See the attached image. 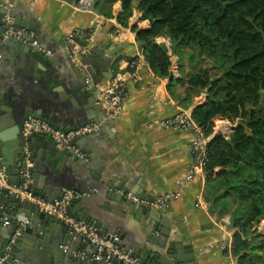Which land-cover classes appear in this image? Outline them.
I'll return each instance as SVG.
<instances>
[{"label": "crops", "instance_id": "1", "mask_svg": "<svg viewBox=\"0 0 264 264\" xmlns=\"http://www.w3.org/2000/svg\"><path fill=\"white\" fill-rule=\"evenodd\" d=\"M77 3L78 0H0L1 9L9 8L17 26L36 32L40 46L36 48L47 57V64L43 65L45 72L38 76L15 50L18 41L10 39L0 45V97L7 109L0 112L4 148L11 150L8 143L17 142L23 135L21 125L30 117L39 118L38 113L64 129L100 122L98 131L75 141L88 154L87 160L73 155L63 162L54 159L52 166L35 170L39 185L50 184L47 197L50 199L59 187L80 192L82 196L75 206L69 205L68 214L75 218L84 214L94 217L98 212L100 219L96 218V226L103 231L102 227L113 225L109 232L117 235L120 245H126L123 249L135 251L142 246L151 233L149 227L156 225L158 230L154 235L166 234L170 241L192 249L193 258L183 264H237L233 241L239 229L232 226L230 213L220 215L211 211L205 197L207 174H197L187 185L178 183L186 178L194 164L191 145L197 127L164 125L167 119L183 111H193L206 99L203 98L206 92L193 95L189 103L186 86L170 85V77L155 75L137 40V33L148 30L151 25L141 17L140 11L135 10L129 25L123 26L117 20L122 11L120 2H116L112 10L106 5L105 9L113 13L111 17L99 11L97 1L92 9L78 8ZM2 18L3 15L0 16V31ZM76 28L92 32L93 37L85 44L82 63L88 54L97 56L98 74L94 80L106 84L117 74H124L127 80L128 96L124 111L117 119H106L95 102L98 91L87 85V75L84 76L81 69L87 72L88 67L69 57L67 35ZM166 38L158 36L156 41L166 45ZM188 57L186 54L179 63L178 56L172 55L171 72L176 78L185 79L196 69L195 59ZM135 59L137 66L131 63ZM90 106L93 107L91 113L87 111ZM27 109L30 115L25 117ZM216 134L215 130L212 136ZM37 153L39 156L29 163L34 168L44 156ZM221 171V167L216 168V172ZM120 190L131 191L150 201L165 193L179 191L180 195L172 197L166 205L144 206L133 201L135 207L131 209L127 205L130 199ZM114 196H119L121 201ZM7 207L14 214H6L10 219L8 227L0 223V248L6 247V241L8 243L13 234L19 235L20 222L25 218L20 208L11 207V204ZM149 207L156 212L154 218L148 211H142ZM11 225L17 229L10 235ZM252 231L243 237L251 239L264 232V221L256 224ZM30 237L31 234H26L16 244L13 242L11 249L16 248L17 252L9 264H45L39 258L33 262L26 256ZM81 244L82 241L77 246ZM46 246L39 250L56 249L50 244ZM65 254L51 264H78L67 256V251ZM90 260L81 258L82 264H91Z\"/></svg>", "mask_w": 264, "mask_h": 264}, {"label": "trees", "instance_id": "2", "mask_svg": "<svg viewBox=\"0 0 264 264\" xmlns=\"http://www.w3.org/2000/svg\"><path fill=\"white\" fill-rule=\"evenodd\" d=\"M116 2L122 5L121 25H129L135 10L150 21L137 40L155 75L186 86L189 103L193 95L207 93L192 111L205 134L214 132L216 118L235 124L229 136L217 133L209 143L205 197L212 212L230 213L239 229L233 241L237 264H264V232L243 237L264 220V0H97V5L111 17ZM158 36L168 37L171 49ZM186 54L196 69L176 78L172 55L180 63ZM84 62L96 79L97 56L88 54Z\"/></svg>", "mask_w": 264, "mask_h": 264}, {"label": "built area", "instance_id": "3", "mask_svg": "<svg viewBox=\"0 0 264 264\" xmlns=\"http://www.w3.org/2000/svg\"><path fill=\"white\" fill-rule=\"evenodd\" d=\"M95 2L96 0H78L77 6L78 8L92 9ZM8 9L9 8H7V12L2 18L0 45L10 39H13L15 41L40 48L39 42L36 39V32L32 29H25L17 26L15 24L14 17ZM92 37V32L79 28L74 29L67 35L69 57L84 67H89V65L82 63L80 56L84 53L87 46L80 42H87ZM165 43L166 46L171 49V41L169 38L165 39ZM131 63L133 66L138 65V61L136 59ZM145 63L147 62L145 61L144 64ZM86 83L88 86L92 85L93 88L98 89L99 97L97 103L104 108L106 112V119L119 118L124 111L125 102L128 96L127 80L124 77V74H117L106 84L95 81L91 74H87ZM203 98L205 99V94L203 95ZM219 122H221V125ZM164 125L167 127L177 128H187L191 125H195L197 127V135L193 139L191 145L192 153L195 159L194 164L190 168L186 178L183 181L178 182L180 185H187L197 174L205 173V168L208 164L209 158V143L213 136L212 134H205L203 128L194 121L192 111H183L174 117L167 119L164 122ZM100 126V122H88L82 126L65 130L44 119L30 117L24 121L22 133L23 136L33 133L49 136L54 144L59 148L71 151L73 155L79 159L87 160L89 158L88 154L77 146L75 141L81 137L98 131ZM234 126L235 124L228 119L216 118L214 131L216 130V133H222L225 136H229ZM30 182L31 180L27 179L23 183L12 185L5 167L0 168V194L3 190H7L8 194H16L21 197V199L31 200L38 205L40 211L59 218L66 224L73 227L81 239L88 242V244L92 247L89 250V253L83 249L73 250V255L80 258H90L95 260H103L108 256L112 257L117 255L119 258L124 260V264H140L138 258L132 256V250L120 248L113 240L101 233L100 229L96 225L84 220H78L68 214L69 205L74 200L82 196L80 192L71 188H66L59 196L54 198L53 201H48L39 195H34L32 190L27 189ZM120 191L127 198L144 206H153L156 204L166 205L172 197L175 198L180 195L179 191L165 193L157 200L150 201L139 198L131 191ZM0 223L8 227L10 225L9 216L0 214ZM15 237L16 234H13L8 241L5 247V252L3 256L0 257V264H3L8 258L12 244L15 241ZM115 239H117V235H115ZM64 248L67 250L68 246H64ZM228 248H231V245H228Z\"/></svg>", "mask_w": 264, "mask_h": 264}, {"label": "water", "instance_id": "4", "mask_svg": "<svg viewBox=\"0 0 264 264\" xmlns=\"http://www.w3.org/2000/svg\"><path fill=\"white\" fill-rule=\"evenodd\" d=\"M6 12L7 10L5 8L1 9L0 7V16L4 15ZM1 32L2 29L0 33ZM14 48L15 50L17 49L20 57L28 63L29 68L34 74L40 76L45 72L44 66L47 64V57L43 52H40L35 46L21 42L15 44ZM82 58L83 56L81 55L80 59L82 60ZM84 64L87 63L84 62ZM81 69L84 76L87 74H92L90 64L87 68V72H85L82 67ZM206 96L207 94H205V98ZM95 102H98V97L95 99ZM98 105L100 110L104 113V115H106L104 108L100 104ZM4 109L6 108L1 102L0 97V112ZM91 109H93V107L90 106L87 111L91 113ZM29 115L30 109H27V111L25 112V117H28ZM37 116L46 121H49V118L44 114L38 113ZM89 119L93 120V117H89ZM21 126L23 127V124ZM1 127L2 126L0 124V129ZM2 140L3 136L0 132V168L5 167L12 185H18L25 182L27 179H30L31 182L29 183L27 189L32 190L34 195H39L48 201H53L54 198H56L63 192V189L59 187L56 189L54 195L49 199L47 197V191L50 184L47 182V184L44 186L39 185L36 175L37 172L35 170L38 171L39 167L42 168L45 166L46 168H48L52 166L54 159L63 162L65 158L73 156V153L71 151L59 148L54 144V142H52L49 136H43L38 133H33L27 136L22 135L18 137L17 142H13L11 144L8 143V147L11 149L10 151L4 148ZM29 152L31 154H29ZM37 152L42 153L44 156L41 162H36V166L38 167L34 168L33 166H30L29 163H33L34 158L36 156H39V153ZM122 186L123 185H120L121 188ZM114 198L117 199V201H121L119 200V196H114ZM121 198H123L122 195ZM76 203L77 199L71 203V206H75ZM10 204L11 207H18L25 213V218L20 222L19 226H21V229L19 235L15 238L14 244L20 241V239L24 238L26 234H31L29 246L26 250V256L29 259H31L33 262H36L35 259L39 258V261H42L45 264H51L52 260L57 261L62 254L66 255L65 251H67V256L73 262L82 264L81 258L73 255L72 251L81 250L82 248L89 253V250L87 249L89 244L88 242L81 239V237L77 232H75L73 227H71L69 224H66L59 218L40 211L38 205L31 200L21 199V197L17 196L16 194H8L7 190H3L0 194L1 215L14 214L11 209H7V206ZM127 205L131 209H134L135 207V204L131 199L127 201ZM142 211H148V215L153 218L155 217L156 212L151 207L142 208ZM97 213L98 212L94 213V217L88 215L86 216L84 214L76 218L78 220H84L91 224L97 225L96 221L98 218L100 219ZM22 223H24L25 226H23ZM112 226L113 225L102 227L103 231L101 232L108 238L113 240L120 248L126 246L120 245L119 239H115L116 234H114L113 232H109ZM10 229L11 230L9 234L11 235L16 231L17 227L11 225ZM150 229L151 233L148 234L147 240L143 243V245L138 246L135 251H132V256L138 258L140 264H183L185 262L188 263V260L193 258L192 249L184 248L181 243L170 241L168 238L169 236L166 234L165 236L154 235L153 233L158 230V226L154 225L151 228L149 227V230ZM80 241H82V244L80 246H77ZM5 244H7V241ZM47 244H50V246H55L56 249L48 252H41L39 250V247H45ZM4 246L0 248V257H2L5 252ZM64 246H68V249L66 250ZM11 251L12 252L10 256H8L3 264H9L14 260L17 250L16 248H13L11 249ZM90 263L124 264V260L115 255L112 257L108 256L103 260L91 259Z\"/></svg>", "mask_w": 264, "mask_h": 264}, {"label": "rangeland", "instance_id": "5", "mask_svg": "<svg viewBox=\"0 0 264 264\" xmlns=\"http://www.w3.org/2000/svg\"><path fill=\"white\" fill-rule=\"evenodd\" d=\"M97 1V0H96ZM191 51V50H190ZM186 53L188 54L189 52H187L186 51ZM191 53H194V51H191ZM206 59V58H205ZM205 59H202V65H204V66H206V67H210V62L209 61H207V60H205ZM199 65H197V67H198ZM213 72V71H212ZM213 74H214V72H213ZM205 94H207V93H205ZM264 221V220H263ZM251 233V232H250ZM260 239H258L257 241H259ZM256 242V241H255Z\"/></svg>", "mask_w": 264, "mask_h": 264}]
</instances>
